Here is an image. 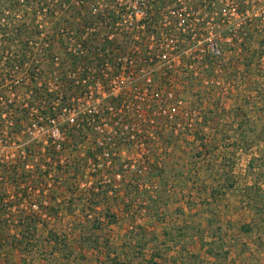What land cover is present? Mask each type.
Here are the masks:
<instances>
[{"label":"built area","instance_id":"1","mask_svg":"<svg viewBox=\"0 0 264 264\" xmlns=\"http://www.w3.org/2000/svg\"><path fill=\"white\" fill-rule=\"evenodd\" d=\"M260 20L263 0H0L1 217L149 186L161 123L193 137L201 120L194 64Z\"/></svg>","mask_w":264,"mask_h":264},{"label":"rangeland","instance_id":"2","mask_svg":"<svg viewBox=\"0 0 264 264\" xmlns=\"http://www.w3.org/2000/svg\"><path fill=\"white\" fill-rule=\"evenodd\" d=\"M259 29L253 39L222 43L210 71L201 75L202 65L194 64L185 96L201 124L191 137L161 123L159 178L147 187L126 185L93 209V195L67 208L51 201L64 207L56 218L41 217L45 247L28 252L17 246L19 217H11L0 237V264H113L115 255L122 264H264V20ZM255 199L258 208L250 207ZM50 229L58 252L47 243Z\"/></svg>","mask_w":264,"mask_h":264},{"label":"trees","instance_id":"3","mask_svg":"<svg viewBox=\"0 0 264 264\" xmlns=\"http://www.w3.org/2000/svg\"><path fill=\"white\" fill-rule=\"evenodd\" d=\"M262 22V20L259 21L258 24H254V25H251L249 28H247V31H245L248 35H250L249 37H251L253 39L254 37V34L252 32H254L256 35L259 34L257 32L260 31L259 29V26H260V23ZM262 33V31H261ZM255 35V36H256ZM261 36H263L261 34ZM260 36V37H261ZM246 46V45H245ZM246 50V48L244 49ZM264 57V51H262L260 54H259V59L261 60L262 58ZM251 60V59H250ZM250 60H248L247 58L245 59V62H249ZM251 63V61H250ZM250 63H245V66L246 67H249L250 66ZM252 64V63H251ZM214 65V63H213ZM214 68V66H213ZM213 70V69H212ZM199 124H201V122H199ZM160 175H159V172L157 170H151L150 171V174L146 177V181L148 183H151V181L155 178H159ZM136 180V179H135ZM132 183H129L127 185H132L134 188H138L139 187V184H138V181L136 180ZM100 188L102 189L99 193L95 194V198H91V199H85V198H81L80 196H73L71 197L68 202H65V208H67V206H72L71 205L74 201H83V200H88V202H91V204L88 206L90 209H93L94 207L97 208L101 205H103L104 203H108L109 202H113L115 200H113V198H109L108 197V189L105 188L103 189V187L100 186ZM233 187H231L232 189ZM252 188V187H250ZM67 189L70 191V193H75L73 189H70V187H67ZM214 193H216V190H214ZM54 204L56 203L55 201L51 200ZM157 200L155 199H150L149 202H156ZM77 204H79V202H77ZM250 204V202H249ZM81 205V204H80ZM86 204H82V207L84 208ZM258 200L255 199L254 201H252V203L250 204V207L252 206L253 208H258ZM62 207H64L63 205H59L57 208H55L54 206H51L48 208V218L49 219H52V218H56L57 217V213L58 211L63 209ZM74 207L78 208L79 205H74ZM81 207V206H80ZM74 212V211H73ZM11 219L10 218H7V217H1L0 215V237H2L4 235L5 232H7V226H8V222L10 221ZM46 220V219H45ZM45 226L46 227V224H44V218L42 219L41 217H38V216H32V217H23V216H20L19 219L16 221V224L14 225V227L16 228V232L19 233L20 235V239H17L15 238V241L17 242V246H19V249L20 250H23L24 252H28V249H31V250H34V248L36 249H39V248H43L45 247V241L44 239H41L38 237V233H39V228H41V226ZM82 228V227H81ZM186 227H182V230H184ZM249 228L248 230L251 231V228L250 227H244V229H247ZM79 229V228H78ZM48 234H49V237H48V241L47 243H50V242H53L55 244V247H54V250L53 251H56L58 252L59 247H57V244H58V239H57V235H56V232L54 233L52 229L48 230L47 231ZM41 241H43L44 243L41 244ZM0 246H3V242L0 241ZM24 247V249H23ZM2 248V247H0ZM109 251L112 249H108ZM108 255H110V252L108 253ZM114 261H113V264H122L120 263L118 260H119V257L117 255H115L113 257ZM126 264V263H124ZM156 264V263H155Z\"/></svg>","mask_w":264,"mask_h":264}]
</instances>
